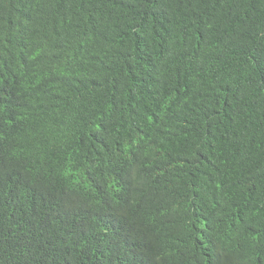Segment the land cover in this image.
Returning <instances> with one entry per match:
<instances>
[{"label":"trees","instance_id":"trees-1","mask_svg":"<svg viewBox=\"0 0 264 264\" xmlns=\"http://www.w3.org/2000/svg\"><path fill=\"white\" fill-rule=\"evenodd\" d=\"M0 264H264V0H0Z\"/></svg>","mask_w":264,"mask_h":264}]
</instances>
